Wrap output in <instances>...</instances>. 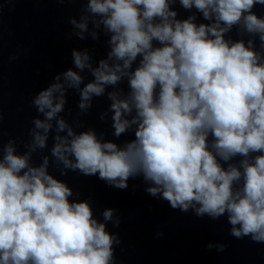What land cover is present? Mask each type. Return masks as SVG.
Instances as JSON below:
<instances>
[{"label":"clouds","instance_id":"9594fccd","mask_svg":"<svg viewBox=\"0 0 264 264\" xmlns=\"http://www.w3.org/2000/svg\"><path fill=\"white\" fill-rule=\"evenodd\" d=\"M57 2L82 5L69 38L103 35L107 52L71 50L72 66L32 97L23 151L4 142L0 110V264H117V210L94 215L59 178L69 172L118 190L140 179L171 209L224 217L229 235L264 244V0ZM70 91L77 116L107 98L99 119L114 139L66 118Z\"/></svg>","mask_w":264,"mask_h":264}]
</instances>
